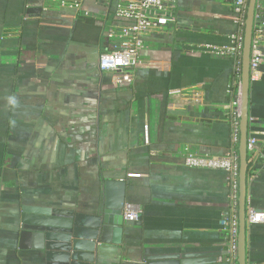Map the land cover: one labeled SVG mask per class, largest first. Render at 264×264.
<instances>
[{"label":"crops","instance_id":"0c3cea01","mask_svg":"<svg viewBox=\"0 0 264 264\" xmlns=\"http://www.w3.org/2000/svg\"><path fill=\"white\" fill-rule=\"evenodd\" d=\"M112 9L101 0H84L80 9L0 0V264H45L44 251L21 236L24 205L104 209L119 223L126 203L141 207L139 220L122 223L119 242L97 244L95 264L172 254L226 264V174L187 167L183 158L231 147L232 60L199 46L228 44L234 14L218 0H176L170 21L144 37L133 82L116 86L97 66L119 38H107V30L127 23ZM260 71L249 84L247 131L261 156L246 201L264 210V63ZM119 181L121 188L106 190ZM120 196L121 210L105 208ZM245 231L246 264H264V224Z\"/></svg>","mask_w":264,"mask_h":264},{"label":"built area","instance_id":"2783aa9c","mask_svg":"<svg viewBox=\"0 0 264 264\" xmlns=\"http://www.w3.org/2000/svg\"><path fill=\"white\" fill-rule=\"evenodd\" d=\"M106 6H113L115 18L124 19L125 24L110 27L107 38H118L110 49L100 52L98 69L110 73L116 86L129 85L134 80V72L142 66L141 53L145 48L144 37L162 29L170 19L166 15L176 0H101ZM229 6L234 14L235 30L225 45L203 44L199 47L210 54L228 57L232 60V77L229 83L231 99L229 102V124L231 128V147L223 154L186 152L183 164L190 168L221 170L226 174L228 186V208L222 215L220 223L226 231L227 256L226 264H238L239 232V142L240 121L242 115V53L244 31L249 0H218ZM84 0H59L61 5L75 9L82 7ZM86 14V12H85ZM264 63V0H255L252 16L250 48L248 59L249 84L260 78V66ZM179 90H170L169 95H179ZM251 118H248V122ZM249 124V123H248ZM248 129V128H247ZM143 142L149 143L148 126L143 129ZM258 139L247 131V177L248 183L256 177V162L261 156ZM141 213L137 204L126 203L122 208L124 221H136ZM246 224H264V210H259L245 202Z\"/></svg>","mask_w":264,"mask_h":264},{"label":"water","instance_id":"95a60500","mask_svg":"<svg viewBox=\"0 0 264 264\" xmlns=\"http://www.w3.org/2000/svg\"><path fill=\"white\" fill-rule=\"evenodd\" d=\"M255 0H249L242 53V115L239 142V232L238 264H246V222L245 202L247 196V152L246 137L248 128V59L252 16ZM123 182H107L106 190L121 188ZM105 208L121 210L123 197L113 205L105 203ZM20 220L23 231L21 236L32 238L33 246L44 251L45 264H95L96 248L99 243L119 242L122 236V223L135 224L136 221L111 223L106 219L104 209L96 214H84L73 209H57L44 206L24 205ZM116 211V212H117ZM106 212V211H105ZM122 216V215H121ZM214 261V260H212ZM197 258L177 254L150 257L146 264H200ZM209 262V261H207ZM211 262V260H210ZM215 262V261H214Z\"/></svg>","mask_w":264,"mask_h":264}]
</instances>
